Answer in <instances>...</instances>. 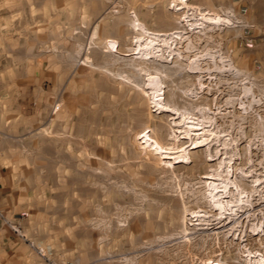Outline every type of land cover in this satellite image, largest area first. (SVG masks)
I'll return each mask as SVG.
<instances>
[{
	"label": "rangeland",
	"instance_id": "rangeland-1",
	"mask_svg": "<svg viewBox=\"0 0 264 264\" xmlns=\"http://www.w3.org/2000/svg\"><path fill=\"white\" fill-rule=\"evenodd\" d=\"M188 1L216 13L233 8L246 23L225 27L212 43L250 72L255 90L264 93V21L246 13L244 0ZM170 3L0 0V181L6 187L0 264H242L237 259L245 244L264 264V235L236 239L229 220L220 222L214 209L196 200L201 177L214 161L205 160L199 148L198 161L177 163L183 154L175 141L188 145L189 138L173 140L169 119L150 107L145 91L113 75L133 70L126 49L135 35L131 15L137 12L152 29L170 30L180 13ZM187 73L177 72L168 85L180 106L193 101L180 90L196 83ZM240 85L231 74L221 83L208 77L199 101L221 115L219 128L230 129L240 150L254 139L253 160L243 154L237 162L264 181L262 134L254 118L240 119L238 106L224 101ZM255 107L264 114V105ZM262 187L254 217L264 219ZM184 202L211 214L209 224L185 237L179 235ZM242 218L240 228L249 233L253 216L245 211Z\"/></svg>",
	"mask_w": 264,
	"mask_h": 264
},
{
	"label": "bare ground",
	"instance_id": "bare-ground-1",
	"mask_svg": "<svg viewBox=\"0 0 264 264\" xmlns=\"http://www.w3.org/2000/svg\"><path fill=\"white\" fill-rule=\"evenodd\" d=\"M189 2L188 0H171L172 9L180 13L176 19L177 25L170 30L152 29L138 16L137 12L131 15V31L135 32V35L131 37V43L126 49L130 53L129 56H132L133 70L129 73L115 71L113 75L121 78L126 83H130L135 88L137 87L145 91L150 107L152 109L155 108L159 113H164L169 119V135L173 140L189 138L190 143L188 144L189 140L186 142L188 145L179 144L175 141L179 152L183 154L176 159L177 163L191 164L198 161L199 154L197 151L199 148L202 149L205 160L214 161L211 169L201 177L200 183L202 187L200 186L201 189L199 190L198 188L196 189L199 193L195 194L196 200H202L208 207L210 206L211 209H214L218 213L217 216H220V222L229 220L231 223L230 230L236 239L243 241L246 235L262 236L264 235V219L259 218L260 216L254 217L256 214L254 211L256 202L254 200L256 196L261 193L263 194V178H261L262 176L252 174L254 172L251 169L252 167L245 168V163L237 162L243 160V154L245 156L244 159L247 161L253 160L252 151L256 142L250 138L244 149L240 150L236 140L237 137L232 138L230 129L219 128L218 116L221 115H217L208 102L199 101L203 97L204 80L208 77H215L220 83L223 75L231 74L237 77L238 81L241 82L240 92L237 95L230 94L224 101L233 107L238 106V112L241 113L240 119L244 120L252 117L253 120L254 118V124H252L254 125V129L258 128L259 134H262L261 142L264 145V114L255 107L264 105V93L255 90L257 81L255 82L252 76L250 77V72L248 73L246 69L239 66L235 62L234 57L224 51L218 42L219 45L214 44V42L212 43L215 33H221L225 27L246 26V23L237 17L233 8H229L223 13H216L212 9L202 8ZM162 21H167V18H164ZM216 21H219V23L217 24ZM203 40L210 41L211 45L203 44L202 46ZM77 60L79 59L77 58ZM82 61L90 63L86 58ZM183 71H187L188 76H193L196 83H194L193 87L180 88L183 93L193 99L189 105L180 106L176 99L175 90L169 89L168 85L169 81L174 78V74ZM151 79L153 81H150ZM262 89L264 90V88ZM216 106L218 107V105ZM218 113H221V111ZM228 113L226 112V114ZM241 128L244 135L245 129L242 127V124ZM257 134L255 138L258 137L259 134ZM217 143L224 146L222 147L224 152H220L223 149L220 148L221 150H219L218 146L215 145ZM229 148L230 150H228ZM200 163L202 164V162ZM180 194L183 196L184 192L180 191ZM203 196L207 197V201H203ZM198 208L199 210L191 208L184 202L180 217L182 219L180 224L182 229L179 231V235L181 234L185 237L186 234L188 236L190 235V229L209 224L208 216H211V214L208 215L207 211L202 209V206ZM245 211L249 214V217L253 216V218L249 219L251 220L249 233H246L247 228L245 226L246 230H243L245 233L242 231L243 228H240L242 225L240 223L243 220L242 213ZM200 232L202 231L200 230ZM237 260L242 264H262L263 262V258H259L246 244L241 252V257ZM222 264L230 263L223 261Z\"/></svg>",
	"mask_w": 264,
	"mask_h": 264
},
{
	"label": "crops",
	"instance_id": "crops-1",
	"mask_svg": "<svg viewBox=\"0 0 264 264\" xmlns=\"http://www.w3.org/2000/svg\"><path fill=\"white\" fill-rule=\"evenodd\" d=\"M244 1H245V4H247V12L246 13H248V11H249L255 17H258L261 21H264V0H244ZM253 1H255V2L259 1L260 3H259V5L253 6ZM253 7L256 9L254 13L251 12V9ZM0 33H1V31H0ZM5 192H6V187H5L4 183H2L0 181V199L1 198L4 199Z\"/></svg>",
	"mask_w": 264,
	"mask_h": 264
},
{
	"label": "built area",
	"instance_id": "built-area-1",
	"mask_svg": "<svg viewBox=\"0 0 264 264\" xmlns=\"http://www.w3.org/2000/svg\"><path fill=\"white\" fill-rule=\"evenodd\" d=\"M16 230L19 231L18 229H16ZM48 264H78V263L75 260H66V261H64L62 263H58L56 261L49 260ZM88 264H95V263H88Z\"/></svg>",
	"mask_w": 264,
	"mask_h": 264
}]
</instances>
